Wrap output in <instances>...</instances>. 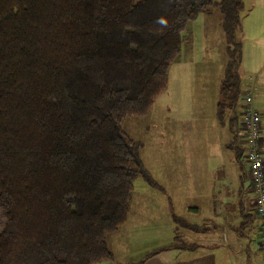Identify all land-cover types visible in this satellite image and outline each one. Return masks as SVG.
<instances>
[{
  "label": "trees",
  "instance_id": "1",
  "mask_svg": "<svg viewBox=\"0 0 264 264\" xmlns=\"http://www.w3.org/2000/svg\"><path fill=\"white\" fill-rule=\"evenodd\" d=\"M213 8L226 39L216 115L233 136L244 93L255 99L239 74L245 0H0V264L113 258L108 239L127 222L136 178L163 190L123 122L149 113L188 24ZM250 193L243 216L258 240Z\"/></svg>",
  "mask_w": 264,
  "mask_h": 264
},
{
  "label": "rangeland",
  "instance_id": "2",
  "mask_svg": "<svg viewBox=\"0 0 264 264\" xmlns=\"http://www.w3.org/2000/svg\"><path fill=\"white\" fill-rule=\"evenodd\" d=\"M245 5L247 12L243 18L242 30L248 49V43L252 40L251 33L258 31L257 27L264 26V0H245ZM221 25V16L214 8L198 14L188 24V41L181 49L179 60L170 67L166 91L156 99L145 117L123 122L125 133L142 144L140 158L143 166L163 190L150 185L142 176L136 178L127 222L108 239L109 249L116 260L123 259L121 257H125V261L128 258L130 261L145 260L150 252L161 251L155 260L146 264L186 261L185 257L174 256L178 252L164 250L177 243L174 241V230L179 226L173 220L175 212L172 209L176 211L174 200L188 202L189 208L201 206L206 199V193L193 190L191 194L181 191L184 188L178 189V181L186 186L188 182H183V179L189 180L188 184L195 189L205 188L206 185L209 187L211 174L222 166L220 158L225 157L230 161L225 163L232 182H225L232 186L228 187L229 190H248L250 183L246 177L247 166L236 155L241 152L242 144L236 133L239 130V110L234 135L229 132L225 134L233 148H226V155L223 156L219 150V133L224 134V129L219 128L215 112L221 66L226 60V39ZM241 37L240 35L238 38L243 40ZM246 61L245 52V60L239 70L241 78L248 70L245 68ZM243 82L249 84L246 76ZM230 117L227 116L226 121ZM262 130L261 127V132ZM170 201L174 203L169 205ZM243 202L245 203V199ZM215 210L216 208L214 213ZM222 211L226 213L227 207L221 209ZM193 216L191 220L199 219ZM182 220L189 222L184 218ZM216 231L212 236L216 246L211 247V252L215 256L214 264H219V243L222 238L219 229ZM198 238H202V235L193 234L189 242H197ZM252 239L255 241L254 237ZM201 250L209 253V247Z\"/></svg>",
  "mask_w": 264,
  "mask_h": 264
},
{
  "label": "crops",
  "instance_id": "3",
  "mask_svg": "<svg viewBox=\"0 0 264 264\" xmlns=\"http://www.w3.org/2000/svg\"><path fill=\"white\" fill-rule=\"evenodd\" d=\"M243 29V24H242ZM257 30H254L251 33V41L247 43L244 41V30H241V38H243V48H242V61L241 66L245 60V52L247 53V61H246V69L242 79L247 77L250 82V89L256 92L254 99V107L258 110L262 115V138L264 145V26L257 27ZM188 67V65H187ZM221 66V75L220 80L222 78V69ZM220 87V82H219ZM254 92V93H255ZM215 116L217 118L216 112ZM228 122V121H227ZM217 123V121H216ZM221 121H218L219 128L224 129V134L219 133V150L220 155H226V148L229 146V140L225 137L226 133H231L228 123L221 124ZM227 125V126H226ZM222 164L219 168H217L210 177L209 187L206 185L205 188L195 189L188 183L189 180L183 179V182H188L186 186H182L180 184L182 181H178L179 188H184L181 191L186 193H193L195 190L198 193H206V199L203 201L201 206H194L189 208L188 202H179V199L173 200L175 201V209H172L176 215L179 216L180 213H183L181 216L182 219L189 220V222L193 224H197L200 229L199 232H193L188 229L175 228L174 230V241H177L176 236L180 237L185 244L193 246L192 250H180L176 248V244H173L170 248L164 250H173L174 252H178V255H174L176 257H185L186 261L178 262L174 264H214L215 256L212 255V248L215 247L216 242H213L214 237H212L219 229V233L221 234V243H219V264H262V253L260 251L258 240L256 238L255 233V223L246 222V218H244V213H248L249 209H253V197H249L250 193V185L248 186V190L241 189L236 192V190H229L228 187H232L230 184L227 185L226 181L231 182L229 178V174L226 169V161L228 159L220 158L219 159ZM230 162V161H229ZM232 189V188H231ZM199 190V191H198ZM246 192L248 194H246ZM172 197V195H171ZM222 198V199H221ZM219 199V200H218ZM245 199V203L243 200ZM250 199V201H248ZM181 200V199H180ZM217 201V202H216ZM219 201V211L221 207H227V212L222 215L223 217L218 218L214 215V207L215 203ZM193 203L192 201H190ZM174 202L170 201L169 205ZM220 203H223V206ZM189 209H194L189 210ZM195 215V217L199 219H192L191 217ZM194 217V216H193ZM201 217V219H200ZM188 222V223H189ZM124 226V225H123ZM209 226V228H208ZM219 227V228H218ZM193 234L202 235V238H198L197 242H189ZM255 241H253V237ZM255 243V244H253ZM227 247H226V246ZM209 247L208 252L205 253L201 250V248ZM161 251L150 252L145 260H131L128 258L125 261V257H121L123 259L116 260L113 256L112 259L101 261L96 264H102L108 262V264H146L155 260V257L159 256ZM187 253V254H186ZM180 254H185L180 255ZM243 254V255H242ZM159 260V259H158Z\"/></svg>",
  "mask_w": 264,
  "mask_h": 264
},
{
  "label": "built area",
  "instance_id": "4",
  "mask_svg": "<svg viewBox=\"0 0 264 264\" xmlns=\"http://www.w3.org/2000/svg\"><path fill=\"white\" fill-rule=\"evenodd\" d=\"M244 107L240 113L239 136L243 139L241 160L247 165V177L255 196V214L258 218V245L264 264V145L261 132V114L253 107V94L244 93Z\"/></svg>",
  "mask_w": 264,
  "mask_h": 264
}]
</instances>
